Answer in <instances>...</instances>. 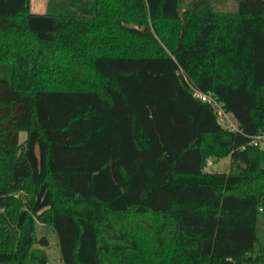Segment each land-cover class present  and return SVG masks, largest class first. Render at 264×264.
Wrapping results in <instances>:
<instances>
[{"label":"trees","instance_id":"1","mask_svg":"<svg viewBox=\"0 0 264 264\" xmlns=\"http://www.w3.org/2000/svg\"><path fill=\"white\" fill-rule=\"evenodd\" d=\"M30 1L0 0V264L48 263L39 223L62 264H264V0Z\"/></svg>","mask_w":264,"mask_h":264},{"label":"rangeland","instance_id":"2","mask_svg":"<svg viewBox=\"0 0 264 264\" xmlns=\"http://www.w3.org/2000/svg\"><path fill=\"white\" fill-rule=\"evenodd\" d=\"M57 1V0H55ZM53 3H55L53 1ZM42 4V0H31L30 1V9L33 12H36V8H39L37 6H41ZM55 5H51L49 6V2L46 3L44 10L42 12L39 13H44L47 11H55L54 9ZM123 82L124 84L129 85L130 90L133 91V93L135 92V89L133 88V85L135 86V82H134V78L132 77H123ZM153 92V97L158 98V101L160 100L161 102V106L166 105L168 103L167 99L164 97V92L165 91H169L171 93L176 94L177 96H179L181 99H183L184 101H186V103L192 107V103L187 100L185 98V96L182 94L180 88L177 86V84H175L172 81H167V80H163L160 82H157L155 85H153L152 87ZM141 97L140 92H138L137 97ZM194 98L196 99H200V96L198 93H194L193 95ZM203 101V100H202ZM205 102V101H204ZM223 123L222 125L228 128H236L237 127V121L234 118V116L229 113L228 117L224 116L223 120H221ZM25 135V132H22L20 135V141H23V136ZM256 145H259L261 148H264V137L261 138H257L256 141ZM230 156L224 157L218 161H214V164H210V161H208L207 163V167L206 170L210 171V172H224V171H228L230 168ZM37 235L40 237L42 235H46L49 239V246H47L45 248L46 253L49 256V261L48 263L50 264H62L61 259H60V249H59V245H58V238L57 235L55 233V231H52L49 227H46L42 224H38L37 227Z\"/></svg>","mask_w":264,"mask_h":264},{"label":"built area","instance_id":"3","mask_svg":"<svg viewBox=\"0 0 264 264\" xmlns=\"http://www.w3.org/2000/svg\"><path fill=\"white\" fill-rule=\"evenodd\" d=\"M196 93L199 94L200 98L205 101V102H208L210 103L211 105H213L214 107H216V111H217V116H218V120L223 123L221 120H223L224 116H227L228 117V114L230 112H226L221 103L218 102V100L211 94V93H204V92H201V91H196ZM232 129H235V128H232ZM261 137H264L262 135H258L254 138L253 140V143L256 144L257 142V138H261ZM40 264H50V263H40Z\"/></svg>","mask_w":264,"mask_h":264},{"label":"crops","instance_id":"4","mask_svg":"<svg viewBox=\"0 0 264 264\" xmlns=\"http://www.w3.org/2000/svg\"><path fill=\"white\" fill-rule=\"evenodd\" d=\"M47 2H49V0H42V4H41V6H37V7H39V8H36V13H39V12H42L43 10H44V7H45V5H46V3ZM37 11H39V12H37ZM34 12V11H33ZM232 114V113H231ZM22 133V132H21ZM21 133H20V135H21ZM26 136H27V133L25 132V135L23 136V140L26 138ZM210 164H214V162L213 161H210Z\"/></svg>","mask_w":264,"mask_h":264}]
</instances>
